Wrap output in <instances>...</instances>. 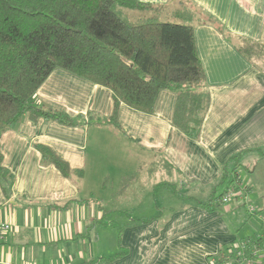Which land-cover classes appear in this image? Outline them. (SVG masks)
Listing matches in <instances>:
<instances>
[{
  "label": "crops",
  "instance_id": "obj_1",
  "mask_svg": "<svg viewBox=\"0 0 264 264\" xmlns=\"http://www.w3.org/2000/svg\"><path fill=\"white\" fill-rule=\"evenodd\" d=\"M136 1L159 7L138 10L149 15L174 17L185 6L195 11L192 25L211 96L198 139L173 127L176 94L171 90L160 93L152 113L122 104L118 130L95 123L113 114L110 89L54 70L34 102L86 124L70 127L24 117L0 135L3 166L14 176L9 196L0 185V220L13 229L0 240V264H98L94 261L120 252V232L127 253L101 264H220L229 248L264 236L249 212L254 202L264 214V74L236 48L239 38L264 44V0ZM39 146L50 148L80 177L68 179L46 164ZM243 151L246 199L232 198L212 211L199 205L210 195L204 191L193 195L199 202L177 198L182 202L177 208L158 205L156 189L167 183L154 179L159 166L167 178L177 175L192 187L209 188L228 159ZM119 165L121 171H136L131 181L123 179L111 202L103 194L109 178L105 174L100 184L97 173ZM145 194L155 208L150 215L138 213L150 208L141 204ZM250 195L257 199L250 201ZM109 231L114 245L101 243Z\"/></svg>",
  "mask_w": 264,
  "mask_h": 264
},
{
  "label": "trees",
  "instance_id": "obj_2",
  "mask_svg": "<svg viewBox=\"0 0 264 264\" xmlns=\"http://www.w3.org/2000/svg\"><path fill=\"white\" fill-rule=\"evenodd\" d=\"M149 9L159 7L136 0H0V135L24 117L70 127L86 124L62 109L34 102L50 74L63 69L111 90L113 114L97 118L96 124L121 130L118 113L122 104L152 113L160 93L171 90L176 94L173 127L190 139H198L211 96L192 25L195 11L185 6L174 12L175 21L150 18L139 23L125 13ZM236 48L254 68L253 60L264 54V44L243 38L238 39ZM38 148L44 162L54 165L66 178L80 177V172L71 170L50 148ZM244 154L228 159L213 186H194L200 192L210 191L206 201L199 202L182 189L176 192L177 197L214 211L224 204L230 190L244 194ZM13 182L14 176L3 166L0 147V185L8 196ZM182 183L186 187L193 184ZM118 245L119 253L94 262H111L127 253L122 247V232ZM232 249L220 255V264L230 263Z\"/></svg>",
  "mask_w": 264,
  "mask_h": 264
},
{
  "label": "rangeland",
  "instance_id": "obj_3",
  "mask_svg": "<svg viewBox=\"0 0 264 264\" xmlns=\"http://www.w3.org/2000/svg\"><path fill=\"white\" fill-rule=\"evenodd\" d=\"M125 13L127 15V17L135 22V23H139L140 21H143V19H145L146 17L151 18V19H157L159 21H175V18L173 16H165L163 15V13L160 12H152V15H149V13H144L138 10H125ZM254 65L257 67H255L257 70H259L262 74H264V54L259 57L256 58L255 60H253ZM135 170L132 169H124L123 171H121L120 169V165L117 167V169L114 171L112 168L107 167L104 168L102 172L97 173L98 179H99V183L101 184V180L104 178L105 174H107L109 180L107 185L105 186V192H103L105 197H108V201L111 200V202L113 201V195L118 191L119 188H121L122 184H123V179L125 177L129 178L128 181L133 178L131 176L135 175ZM166 170L164 168H161V166H159L153 176L154 179L159 183L166 181L167 183H161L162 186H160L159 188L156 189L157 191V201H158V205L160 207H173V208H177L179 206H181L182 202L177 200V195L176 192L179 191V189H182L181 191L183 192L184 190H187V193H190L192 195H198V193H200V191L193 189L194 187L189 186L186 187L187 185L182 183L181 179L176 176H174V178L172 179L170 176L166 175ZM245 172V171H244ZM243 174L241 173V176ZM127 181V182H128ZM126 182V183H127ZM130 183V182H129ZM166 184V186H165ZM231 191V190H230ZM186 192V191H184ZM229 194V192L226 194V196ZM139 195V194H137ZM150 195L149 194H145L141 197V204L143 203L144 206H149L148 204L152 203L150 200ZM254 199H257L256 195H250V201L253 202ZM233 200H236V197H233ZM140 201V200H139ZM115 204L117 205L118 203H120V200H118L117 198L114 199ZM231 202H232V198H231ZM136 203L138 204V200H136ZM251 204V203H250ZM252 206L254 205V202L251 204ZM150 208H144L142 209L140 212V214L142 215H150L151 213H153V211L155 210L154 207L149 206ZM112 233L113 231H109V236L107 238L105 233H102L103 237L105 239H103V241L101 243H112L114 245L115 243V238L112 237ZM107 238V239H106Z\"/></svg>",
  "mask_w": 264,
  "mask_h": 264
},
{
  "label": "built area",
  "instance_id": "obj_4",
  "mask_svg": "<svg viewBox=\"0 0 264 264\" xmlns=\"http://www.w3.org/2000/svg\"><path fill=\"white\" fill-rule=\"evenodd\" d=\"M233 197L246 199L242 193H235L230 191L224 197V203L229 202ZM249 212L255 216L262 226H264V214L257 211L252 205L249 206ZM13 231L11 225L6 221L0 220V240H2L6 233ZM231 261L229 264H264V236L253 238V240H245L235 249H232Z\"/></svg>",
  "mask_w": 264,
  "mask_h": 264
}]
</instances>
